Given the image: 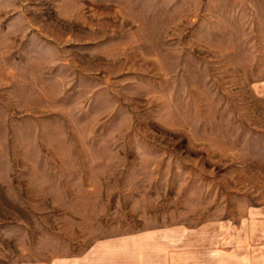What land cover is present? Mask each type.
I'll list each match as a JSON object with an SVG mask.
<instances>
[{
  "label": "rangeland",
  "instance_id": "374dc122",
  "mask_svg": "<svg viewBox=\"0 0 264 264\" xmlns=\"http://www.w3.org/2000/svg\"><path fill=\"white\" fill-rule=\"evenodd\" d=\"M129 244L264 264V0H0V264Z\"/></svg>",
  "mask_w": 264,
  "mask_h": 264
},
{
  "label": "crops",
  "instance_id": "0c3cea01",
  "mask_svg": "<svg viewBox=\"0 0 264 264\" xmlns=\"http://www.w3.org/2000/svg\"><path fill=\"white\" fill-rule=\"evenodd\" d=\"M172 247L173 245L170 247H165L163 250L170 249ZM144 249L147 250L146 246L140 247L129 244L127 247L117 248L115 246L107 245L101 250L97 251V255H94L93 258L82 264H143L148 259H153V257L149 256L147 251ZM174 249V251L169 250L171 253L165 252L163 254V260L166 264H175L178 262H183L184 264H195L194 261L196 258L194 252L190 254L188 249H184L182 252L179 248ZM140 251L142 254H139ZM143 252H145V254ZM210 259L211 256L207 260H204L205 264H212Z\"/></svg>",
  "mask_w": 264,
  "mask_h": 264
}]
</instances>
